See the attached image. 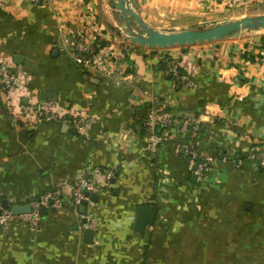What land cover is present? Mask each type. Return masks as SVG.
<instances>
[{
  "label": "crops",
  "instance_id": "crops-1",
  "mask_svg": "<svg viewBox=\"0 0 264 264\" xmlns=\"http://www.w3.org/2000/svg\"><path fill=\"white\" fill-rule=\"evenodd\" d=\"M134 1L156 29L264 13V0ZM3 2L0 59L19 86L11 90L12 110L0 90V196L29 204L92 167L117 173L86 205V217L66 206L44 210L35 230L2 227L0 264H264V167L247 157L253 147L264 148V62L256 58L263 40L243 35L146 48L123 39L110 0ZM76 35L106 43L98 51L105 71L73 61ZM124 46L127 57L106 59ZM166 57L193 79L192 87L171 76ZM42 91L55 92L45 100L53 110L91 117L87 133L19 113L28 97L40 102ZM152 107L198 118L193 144L212 159L205 176L191 179L189 157L180 151L190 139L175 128L173 138L146 149L143 121ZM143 204L159 213L137 232L134 210ZM83 218L94 230L92 244L83 242Z\"/></svg>",
  "mask_w": 264,
  "mask_h": 264
},
{
  "label": "built area",
  "instance_id": "built-area-1",
  "mask_svg": "<svg viewBox=\"0 0 264 264\" xmlns=\"http://www.w3.org/2000/svg\"><path fill=\"white\" fill-rule=\"evenodd\" d=\"M4 6L3 0H0V8ZM101 49V48H100ZM110 49V48H109ZM72 58L76 64L87 69H98L105 71V64L98 61V44H95L92 38L83 35H76L72 37ZM129 54V47L124 46L118 50L117 53L113 49L107 52V58H124ZM256 58L259 62H264V43L260 45L257 50ZM168 72L177 81L185 87H192L194 85L193 79L186 73L179 70V63L169 57L165 59ZM19 86L18 78L15 72L11 71V67L7 62L0 59V90L4 94L6 107L12 110L11 104V90ZM52 101H40L33 103L32 99L28 97V101L19 106V113L25 114L33 118L37 124L42 123H56L67 124L74 131L85 134L91 127L93 120L91 117H73L63 111H56L52 109ZM143 126L148 133L146 149L150 151L156 150L157 146L165 141L173 138V128L178 135H184L186 132L190 133L189 145L184 146V154L189 157V168L193 170L195 165V158L200 157L197 168L194 173L200 177L205 176L208 171L210 161L209 156H201L195 148L193 142L196 141L200 122L196 117H186L177 119L173 114L167 110L155 109L152 107L144 121ZM157 128H161V133H157ZM250 160L264 167V148L253 147L249 150L248 156ZM117 173L115 167H100L95 166L87 170L84 174L78 176L73 182L68 184L66 188L53 192H46L37 199L31 201L29 204L31 210L29 213L13 214L10 208L2 207V197L0 196V225L4 228L12 225L21 226L29 230H35L40 226L41 214L40 209L60 211L64 207H70L78 217H86V215L79 212V207L85 202L90 201L89 196L85 192L96 193L101 187L104 188L112 183ZM91 216L87 215V220ZM87 221L84 223V228H87Z\"/></svg>",
  "mask_w": 264,
  "mask_h": 264
},
{
  "label": "water",
  "instance_id": "water-1",
  "mask_svg": "<svg viewBox=\"0 0 264 264\" xmlns=\"http://www.w3.org/2000/svg\"><path fill=\"white\" fill-rule=\"evenodd\" d=\"M111 7L116 14L121 35L126 42L146 48L166 49L174 47L192 46L195 44H204L207 42L223 41L230 38H238L259 30H264V13L244 15L240 18L224 20V21H208L201 24L192 25L182 29H156L148 25L141 17L137 10V5L134 0H110ZM55 92L42 91L39 94L40 101H45L54 98ZM181 152L184 148H181ZM189 162V160H186ZM200 157L195 158L193 170L197 168ZM191 179H196V174H191ZM114 179L112 180V182ZM89 196L90 201L96 203L98 195L96 193L85 192ZM85 202L79 207L81 213L86 211ZM2 207L10 208L13 214L29 213L31 210L30 204H9L8 199L2 198ZM159 207L153 204L139 205L134 210V225L133 230L143 232L147 226L153 225ZM40 214H44V209H40ZM83 223L86 219L83 218ZM2 226L0 225V230ZM94 238V230L86 228L83 232V242L92 244Z\"/></svg>",
  "mask_w": 264,
  "mask_h": 264
},
{
  "label": "rangeland",
  "instance_id": "rangeland-1",
  "mask_svg": "<svg viewBox=\"0 0 264 264\" xmlns=\"http://www.w3.org/2000/svg\"><path fill=\"white\" fill-rule=\"evenodd\" d=\"M253 14H258V12H254V10H248L245 14H242V15L235 14V15L231 16V18H226L224 20L235 19V18L242 17L244 15H253ZM224 20H222V21H224ZM245 35L246 36H256V38H260V39L262 38L263 39L264 38V30L246 33ZM262 39H261V41H262Z\"/></svg>",
  "mask_w": 264,
  "mask_h": 264
},
{
  "label": "trees",
  "instance_id": "trees-1",
  "mask_svg": "<svg viewBox=\"0 0 264 264\" xmlns=\"http://www.w3.org/2000/svg\"><path fill=\"white\" fill-rule=\"evenodd\" d=\"M261 39H262V38H261ZM262 40H263V43H264V38H263ZM98 43H99V44H98ZM95 44H98V49H100V48H102L106 43L103 42V41H102V42H101V41H100V42H97V41H96ZM161 131H162L161 128H157V130H156L157 133H161ZM184 135H185V137H186V140L189 139L190 133L186 132V134H184ZM2 198H3V197H2Z\"/></svg>",
  "mask_w": 264,
  "mask_h": 264
},
{
  "label": "bare ground",
  "instance_id": "bare-ground-1",
  "mask_svg": "<svg viewBox=\"0 0 264 264\" xmlns=\"http://www.w3.org/2000/svg\"><path fill=\"white\" fill-rule=\"evenodd\" d=\"M106 5V4H105ZM104 6V5H103ZM108 7V6H107ZM104 9V8H103ZM106 9V8H105ZM104 11V10H103ZM107 11V10H106ZM112 12V11H111ZM106 14V13H105ZM110 14H108V16H109ZM108 16H107V18H108ZM240 18V17H239ZM113 21V20H112ZM113 24V23H112ZM114 25H115V23H114Z\"/></svg>",
  "mask_w": 264,
  "mask_h": 264
}]
</instances>
